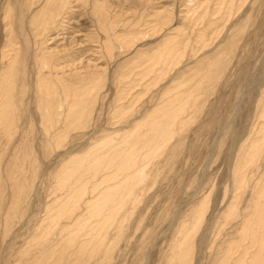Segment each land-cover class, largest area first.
I'll list each match as a JSON object with an SVG mask.
<instances>
[{
	"label": "rangeland",
	"instance_id": "rangeland-1",
	"mask_svg": "<svg viewBox=\"0 0 264 264\" xmlns=\"http://www.w3.org/2000/svg\"><path fill=\"white\" fill-rule=\"evenodd\" d=\"M23 1L0 0V52L9 44L11 7L13 42L20 48L18 81L27 85L14 124L0 125V264H220L242 234L238 219L225 221L238 192L232 191V172L255 175L240 201L245 216L257 185L264 186V119L258 108L264 86V0H243L231 18L219 3L208 9L209 0H197L191 10V0H107L114 18L107 17L119 36L112 41L113 58L101 57L105 34L90 9L74 0L64 29L51 28L41 40L60 53L81 46L82 52L74 53L84 64L72 72L91 75L106 67V78L85 127H72L55 141L44 131L31 86L30 62L40 38L33 42L26 26L40 5L30 9ZM168 19L171 23L160 26ZM193 30L201 36L189 42ZM193 47L195 54L188 49ZM182 56L135 106L125 105L127 113L117 115L123 74L135 73L127 79L134 80L129 92H140V82L156 79L158 68ZM172 78L182 85L173 90L191 89L196 95L185 103L192 114L181 117L173 138L176 127L161 145L153 142L148 154L107 149V133L132 128ZM151 139L145 135L139 143ZM260 152V161H253ZM79 160L80 177L73 171ZM65 172L71 175L68 184L54 191L57 176ZM134 175L138 181L131 182ZM15 182L22 188L18 195Z\"/></svg>",
	"mask_w": 264,
	"mask_h": 264
},
{
	"label": "bare ground",
	"instance_id": "bare-ground-1",
	"mask_svg": "<svg viewBox=\"0 0 264 264\" xmlns=\"http://www.w3.org/2000/svg\"><path fill=\"white\" fill-rule=\"evenodd\" d=\"M73 1L74 0L23 1V4L30 9L34 5H40L35 9V12L31 14L29 25L28 27L26 26L29 38L33 40V42L35 39L40 38L38 46L35 48L32 62H30L35 70V73L33 72L34 77L32 78L31 86L34 91V101L40 111L44 131L49 136L48 139L52 141L65 138L69 129L72 127H85L87 121H89L92 116L93 107L99 98L100 91L104 86L106 78V67L100 72H96L91 75L87 73L83 74L79 71L72 72L74 68L78 67L80 64H84L83 58L75 56V53L77 55V53L82 52L83 49H81V46L76 48V51H74L72 45L64 47L63 52L60 53V50L49 49L46 44V40H41V38L44 39L45 36L48 35L51 28H57L60 30L64 29L63 18L67 13L73 14ZM77 1L79 4L87 6L92 14L96 16L95 22L99 23L100 29L105 34V40L103 43L99 41L101 57L113 58L114 52L111 49L113 45L112 41H117L119 36L116 35V31L114 30L116 28L113 25L114 22H111L107 17L108 13H111V17L114 18L107 0ZM196 2L197 0H191L190 10L192 5ZM242 2L243 0H209L207 8L211 10L214 4L219 3L221 8L226 10L227 16L231 18L233 13L240 8ZM212 15L213 14L205 15V17H211ZM6 19H8L7 22H9L10 34L8 36L9 44L0 52V125L3 127V125L6 124L4 127L7 129L14 124V119L18 116V114L15 113L17 102H22V97L25 94L27 85L23 83V80H19L21 82L22 90L21 95L18 96L15 89L19 82L17 63L20 55V48L13 42V10L11 7L6 14ZM105 19L108 23H106ZM171 21V19H168V21H164L162 24L160 23V26L163 24H169ZM240 22L241 20L239 19L238 23ZM14 24H16V22ZM261 24L262 21L259 24V29L262 26ZM15 28L17 27L15 26ZM197 31L198 30H193L188 32L187 37L189 42L194 41L196 37L201 36V34H197ZM78 42H75V44H78ZM188 49L194 54L196 53L194 47L192 50L190 48ZM163 57L165 56L160 55L157 58H162L163 61ZM182 58L183 56L177 60L170 59L166 64H164V66L158 68L161 69V73H159L157 77L158 79H147V81L143 83L140 82L139 85H143L140 92H129L133 88L131 85L134 80L127 79H130L135 73L129 69L127 74H123L118 82L119 89L116 91V94H119L116 100L117 102L115 101V110H117V115L122 116L124 112L126 114L125 105L129 106V109L135 106L136 102L141 100L143 93H147L149 89L153 88V85L161 80L159 78L165 76L172 67L180 64ZM60 60H64V62ZM77 60H79L78 63H76ZM62 63L66 64L63 65ZM155 64L156 63H154L153 66H155ZM67 70L71 72L67 73ZM129 73L132 74L128 76ZM142 78L143 77H140L139 80L141 81ZM173 79L174 78L169 80V84H165L161 87L162 89L156 99L154 98L151 105L149 104L150 107L152 106L151 111L146 113L148 107H145V109H143V114L140 116L141 118L135 121L136 123L132 128L128 127V129L122 132L114 129L110 133H107L108 136L105 137L110 138V142L107 144V149L109 147L113 148L115 146H120L126 150V152L133 154L135 152L148 154L152 149H155L151 146L153 142L161 145L166 140L168 130L176 127L171 135V138H173L175 133L178 131L177 125L180 124L181 117L191 108V106L189 108V105L185 103H189L191 97L193 100L196 99L194 91L191 89V91L183 90L186 101L184 102V105H180L181 100L185 99L182 97L184 93L173 90V87H182L181 81H174ZM259 96V114L260 117L264 119V86L261 90V95ZM192 111L193 110L189 111V116L192 114ZM119 134H125V136L121 138V141L115 142L114 139ZM145 135H150V138H152L151 142L147 144H140L139 142L141 138ZM140 153L137 154L138 157H141ZM260 156L261 152L258 153L257 158L252 156L253 161H260ZM138 161L139 159L137 158L136 162ZM82 167V161L79 160L73 168L76 176L80 177ZM70 177L71 175H69V172H65L63 175L61 174L57 176V180H55L57 185L55 186L54 191L64 189L66 184H68ZM128 178H130L131 182L138 181L136 175ZM252 179L255 180V175L252 170L241 174H239L238 169L232 172V191L237 190L238 192L236 195H233L232 200L230 198L231 201L227 206L225 221L228 224L232 220L236 219L237 221L238 219L242 224V234L240 239L233 241L229 245L227 254H224L223 260L220 264H264V186L259 187V185H257L258 190L251 202L252 204L250 205V211L247 216H245L244 209L240 206L241 198L244 195L245 189L252 182ZM15 183L16 188L18 189L15 190V193L18 195V193L20 194L22 188L18 185V182ZM254 188L251 193L254 192ZM16 194L15 196H17ZM62 210L63 209L59 212ZM235 248L236 253H238L237 256L232 255ZM253 248H255V252H253ZM181 252L182 249L176 252L175 259L181 255ZM237 259H239V261L236 262Z\"/></svg>",
	"mask_w": 264,
	"mask_h": 264
}]
</instances>
